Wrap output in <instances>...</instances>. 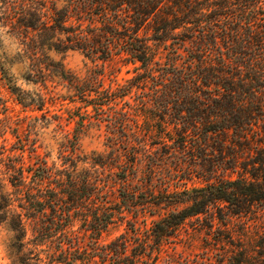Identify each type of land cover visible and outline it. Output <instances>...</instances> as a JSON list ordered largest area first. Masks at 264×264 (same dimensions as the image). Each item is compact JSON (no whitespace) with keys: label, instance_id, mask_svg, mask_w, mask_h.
Wrapping results in <instances>:
<instances>
[{"label":"trees","instance_id":"trees-1","mask_svg":"<svg viewBox=\"0 0 264 264\" xmlns=\"http://www.w3.org/2000/svg\"><path fill=\"white\" fill-rule=\"evenodd\" d=\"M18 5L17 29L24 30L34 76L43 85L45 72L66 82L95 108L111 143L123 152L85 161L63 146L61 171L44 164L8 165L15 191L6 193L0 180V224L13 234L15 264H155L162 245L187 221L210 216L208 228H214L212 208L220 221L216 264H264V226L259 230L255 223L264 219V0H19ZM45 49L101 61L117 56L139 63L143 73L99 92L103 72L81 80L50 61ZM133 88L140 91L138 104L117 108V99ZM139 152L147 159V174L171 162L184 180L195 175L205 185L171 191L163 183L162 193L150 192L152 202L141 199V185L133 184L139 179ZM78 161L89 167L77 173ZM117 185L124 189L120 203ZM164 203L186 204L141 235L138 215ZM126 213L135 219L133 237L101 243V235ZM234 217L245 220L240 229L230 227ZM76 225L88 232V247ZM244 225L254 226L252 236L246 237ZM167 262L212 264L208 258L173 256Z\"/></svg>","mask_w":264,"mask_h":264},{"label":"rangeland","instance_id":"rangeland-1","mask_svg":"<svg viewBox=\"0 0 264 264\" xmlns=\"http://www.w3.org/2000/svg\"><path fill=\"white\" fill-rule=\"evenodd\" d=\"M18 4L19 0H0V180L4 183V191L11 195L15 191L8 182L11 172L7 167L11 162L25 169L44 164L53 171H61L63 166L60 153L63 146H66L68 155H72L73 158L80 155L82 159L87 157L85 161L93 156L108 155L111 150L123 152L122 146H114L111 143L112 134L106 122L98 120L99 115L95 108L82 101L66 82L45 72V85H43L39 78L34 76L30 61L25 56L24 30L22 27L17 29L20 11ZM45 52L50 61L59 64L69 75L81 80L92 71L103 72L99 92L107 88L116 89L125 86L137 74L143 73L142 70H138L139 63L127 62L117 56L101 61L85 57L77 51L58 53L45 49ZM165 55L166 52L163 51L162 64L165 63ZM139 93L138 89L133 88L131 94L118 98L117 108L137 105ZM88 95L87 92L86 97ZM91 97H95V94L93 93ZM104 109L108 112L106 107ZM81 122L86 124L84 128H81L79 124ZM138 160H140L139 179L134 180L133 184L141 185L139 196L149 202L153 201L151 193L154 195L162 193L165 183H168V189L171 191L175 189L181 191L182 187L180 188L179 185H184L189 190L205 185L202 178H197L195 175L188 181L184 180L186 178L182 172L175 171L171 162L156 167L155 173L149 175L146 173L147 159L143 158L141 152L138 154ZM88 167V164L78 161L76 171L79 173ZM235 176L236 174H233L232 178ZM123 192L124 189L117 185L115 197L118 203ZM185 204L164 203L158 208H153L150 212L152 214H139L136 218V227L141 235H144L154 221L167 215L170 210L181 208ZM212 213L215 216L214 228H208L210 216L187 221L175 237L162 245L155 264H168L167 260L171 256L175 259L186 258L197 262L208 258V262L216 264L221 244L215 242L214 235L220 221L216 218L215 208H212ZM125 216L124 220L115 219V222L101 235V243H109L120 236L128 239L133 237L130 225L135 219L128 213ZM250 217L252 216H247ZM240 220L245 221L232 218L230 227L234 230L240 229L243 226H238ZM263 221L264 219H257L256 228L261 230L264 226ZM249 223L252 222H247V225ZM79 228L80 225L75 226V230L80 232L82 237V244L88 247L90 243L88 232L85 233ZM245 229L250 231L246 237L252 236L255 231L254 226H245ZM28 234L30 236V232ZM12 241L13 234L7 225L0 224V264H15L16 250L11 248ZM128 245L130 251L133 244L131 242ZM155 256L153 254V258Z\"/></svg>","mask_w":264,"mask_h":264}]
</instances>
